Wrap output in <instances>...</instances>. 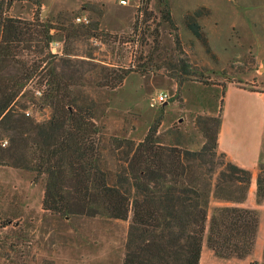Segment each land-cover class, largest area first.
<instances>
[{"label": "rangeland", "instance_id": "1", "mask_svg": "<svg viewBox=\"0 0 264 264\" xmlns=\"http://www.w3.org/2000/svg\"><path fill=\"white\" fill-rule=\"evenodd\" d=\"M41 1V7L16 4L9 13L25 21H49L55 27L52 33L58 31L52 43H59L58 57L68 56L78 69L75 74L62 67L58 71L78 81L85 76L81 83H87L85 91L98 104L97 120L105 127L108 146L113 137L142 141L157 125L167 142L178 132L186 147L199 149L204 139L196 119L213 115L211 108L220 105L225 130L237 137L231 156L256 168L259 176L264 169L263 109L251 101L261 100L252 98L247 114L235 110L234 96L225 105L224 100L229 85L264 89V0H165L172 22L164 19V0H127L128 5L121 0ZM197 11L210 50L187 28L185 19ZM78 17L89 20L84 25L88 28L76 22ZM102 66L130 72L122 83H110ZM37 81L30 89L43 92ZM37 93L33 100L41 104ZM161 93L168 95V102L152 106ZM37 104L27 112L47 121L52 110ZM9 143L5 138L3 146ZM218 152L225 154L219 147ZM106 153L108 166L115 170L116 158ZM253 192L250 187L245 204L259 211L253 253L223 259L205 244L203 264H264V200L258 205ZM44 197L45 182L35 172L0 165V264L124 263L129 221L60 216L44 209ZM223 205L212 202L211 208Z\"/></svg>", "mask_w": 264, "mask_h": 264}, {"label": "trees", "instance_id": "2", "mask_svg": "<svg viewBox=\"0 0 264 264\" xmlns=\"http://www.w3.org/2000/svg\"><path fill=\"white\" fill-rule=\"evenodd\" d=\"M162 3L164 19L172 22L167 2ZM16 4L41 7L42 1L0 0V165L43 178L46 211L129 221L123 264H200L205 244L219 258L250 256L260 225L259 211L245 207L252 172L218 152L223 108L215 105L213 115L197 117L204 142L196 150L186 147L178 132L167 142L157 125L142 141L113 137L108 146L98 104L81 83L85 76L78 81L58 71H78L71 58L51 52L58 31L52 33L49 21L11 15ZM200 16L197 11L185 22L210 50ZM101 72L110 83H122L130 70L116 73L102 66ZM36 79L43 92L30 89ZM37 92L41 104L33 100ZM36 104L52 110L47 121L27 116ZM108 150L117 160L115 170L108 166ZM263 172L257 179L258 205L264 200ZM212 202L224 205L212 209Z\"/></svg>", "mask_w": 264, "mask_h": 264}, {"label": "crops", "instance_id": "3", "mask_svg": "<svg viewBox=\"0 0 264 264\" xmlns=\"http://www.w3.org/2000/svg\"><path fill=\"white\" fill-rule=\"evenodd\" d=\"M232 96L235 97V110L238 111L239 113L241 112H245V114L249 113L248 110L246 109L247 106H249V104H247L248 102H250L252 100V98H256L261 100V103H252L251 101V104L253 106L255 105H258L260 106L263 110H262V113H263V129H262V143H264V89L263 91L261 92H257V91H251V90H247V89H244L242 87H238L236 85H229L228 86V89H227V92H226V97H225V100H224V105L226 104V101ZM263 106V107H262ZM259 108V107H258ZM244 109H246L245 111H243ZM237 137L234 136V133L232 134L231 132H228L225 130V127H224V124L222 123V126H221V130H220V134H219V148H220V151H222L223 153H225L226 155H228L229 159L234 162L235 164L243 167V168H246V169H249L250 171L253 172V177H252V186H251V190H252V193H254L253 191L256 190V193H257V179H258V176H257V172H255V169L256 168H249L247 166H244L243 164L239 163L238 161H236L232 156H231V153H230V147L233 145L236 144V139ZM215 259L213 260V263H215ZM201 264H203V261L201 260Z\"/></svg>", "mask_w": 264, "mask_h": 264}, {"label": "built area", "instance_id": "4", "mask_svg": "<svg viewBox=\"0 0 264 264\" xmlns=\"http://www.w3.org/2000/svg\"><path fill=\"white\" fill-rule=\"evenodd\" d=\"M120 3L122 5H128V1L127 0H121ZM76 22H78L79 24H82V25H88L89 24V20L86 17H78L76 19ZM58 48H59V43L58 42H56V43L51 45V51L53 52V54L57 55ZM38 93L41 94L40 92H38ZM168 98L169 97H168V95L166 93H161L160 95H158L156 98L153 99L152 106L163 105V104L168 102ZM27 116H30L29 112H27Z\"/></svg>", "mask_w": 264, "mask_h": 264}]
</instances>
